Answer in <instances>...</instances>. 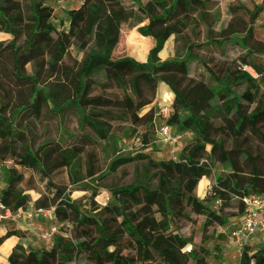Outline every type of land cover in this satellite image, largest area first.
I'll return each instance as SVG.
<instances>
[{"label":"trees","instance_id":"1","mask_svg":"<svg viewBox=\"0 0 264 264\" xmlns=\"http://www.w3.org/2000/svg\"><path fill=\"white\" fill-rule=\"evenodd\" d=\"M132 1L149 22L176 30L185 55L173 56L171 61L184 65L183 71L197 83V100L208 107L194 113L183 95L169 91L172 101L167 125L193 136L177 159L162 163L145 152L118 155L105 170L95 167L88 176L77 145L97 147L111 139L116 127L136 122L126 110L105 108V101L141 102L157 83H165V66L159 56L164 36L155 41L146 62L117 56L122 33L129 29L121 1L84 0L76 14L94 16L87 43L89 54L81 69L76 102L62 104L63 81L56 70H76L79 66L82 49L78 30L60 31L53 24L54 9L47 0H0V34L7 37L0 40V55L13 53L29 62L40 57L39 51L46 55L45 66L31 75L11 78L0 74V163L4 165L5 184L0 204L12 212L26 208L31 197L22 190L23 174L15 169L35 171L48 180L53 200L52 205L48 199L39 203L38 209L54 208L57 220L68 224L65 232L73 244V253H63L62 245L70 241L59 234L50 248L30 252L38 264H207L212 253L204 243L217 233L219 242L227 244L222 229L246 213L243 199L264 196V156L232 150L224 160L223 172L215 174L213 155L237 132L248 103H253V109L245 117L247 124H264V22L256 26L264 12V0L253 8L248 0H237L228 8L232 17L228 27L221 26L219 31V0ZM239 64L250 67L257 77L239 69ZM87 79L92 82L88 90ZM26 86L34 87L33 102L16 108L12 91ZM239 87H244L245 95L239 94ZM67 114L76 117L74 132L66 131ZM54 118H58L63 135L74 140L71 145H63L64 137L60 141L38 138L37 124ZM149 122L156 134L154 116ZM142 129L137 137H144L145 142L147 133ZM12 161L15 164L10 166ZM129 167L133 168L129 181L107 183ZM65 169H74L70 186L98 175L96 185L83 189L91 193L89 212L82 210L79 201L70 199L69 186L50 180L51 174ZM212 175L215 184L210 202L216 203L215 209L189 192ZM103 193L110 195L105 205L97 202ZM156 223L158 228L149 230ZM196 230L201 236L199 244ZM5 241L6 237L0 236V250ZM0 256L4 260L0 264H15L13 253ZM239 264H264V246L256 250L245 247Z\"/></svg>","mask_w":264,"mask_h":264},{"label":"rangeland","instance_id":"2","mask_svg":"<svg viewBox=\"0 0 264 264\" xmlns=\"http://www.w3.org/2000/svg\"><path fill=\"white\" fill-rule=\"evenodd\" d=\"M119 1H121L124 7L125 24L129 29L123 31L122 40L117 48L116 55L128 56L139 62H146L147 55L153 48L155 41L164 36L162 40L163 47L159 56L162 59L161 62L165 66V71L163 73L165 83H157L148 91L147 97L141 102H135L132 99L119 102L111 100L105 101V108L126 110L133 119H136V122L132 125L116 127L113 130L111 139L101 143L97 147L85 146L82 144L77 145L83 163L84 174L88 176L93 172L95 167H100L105 170L106 164L118 155L127 157L139 152H145L151 154L154 159L162 163L169 159L168 154L171 149L157 142V136L153 133L154 129L149 126L150 122L148 123V121L154 116L156 123H158V125L162 124L163 117L158 116V113L166 107H170L172 96L169 91H172L173 94L177 93L178 95H183L188 106L194 113H201L208 107L207 104L197 100L195 96L197 83L190 75L184 72V65L176 66V63L171 61L173 60V56L185 55V52L181 50L183 44L180 41L177 42L176 38L178 37V34L176 30L171 25L163 27L160 22H149L146 16L140 12L139 6L136 2L132 0ZM141 1L145 2L146 0ZM236 1L237 0H219V3L216 5V10L220 12V21L216 28L217 31H219L221 26L225 28L228 27L229 22L232 20L228 8L235 5ZM47 2L54 9L53 24L56 25L60 31L69 30L71 27H75L78 30L77 38L82 49V53H80L78 58L79 66L76 70L66 68H59L56 70V73L63 81L61 103H74L76 102L75 98L81 86V69L83 68L89 54V46L87 43L93 30L94 16L91 13L77 15L76 12L79 10L80 4L75 0H47ZM247 4L250 8H253L254 4L260 5L261 0H248ZM262 22H264V12L258 17L256 26L260 27V23ZM6 38V35L0 34V40H5ZM178 51L179 54H177ZM39 54L40 57L35 62H29L26 58L16 57L13 53L0 55V74L11 78L25 77L33 74L36 69L44 67L46 63L45 53L39 51ZM74 55L75 52L73 53V56ZM91 83V80L87 79V90ZM238 92L241 95H245L244 87H239ZM4 93L6 95V92ZM34 95L35 92L33 86L14 88L12 91V103L16 108L21 109L33 102ZM252 109L253 103H248L243 115L244 118L239 119L237 132L225 139L222 150L215 149L213 151L216 164L214 168L215 174L223 172L224 160L232 150L240 149L254 156H264V124L252 127L247 124L245 119ZM140 116L143 119L139 118ZM146 121L148 124L144 125V122ZM57 122L58 118H54L49 120L43 119V124L38 123V138H49L51 140L60 141L61 137H64L66 143L63 145H71L74 140L63 135L64 130L60 129ZM65 124L67 132H74L76 130V117L71 114L65 115ZM46 126L49 127L48 131L45 130ZM142 127L145 128L147 136L145 142L138 143V134L144 132ZM192 139L193 136L188 137V141ZM183 143H180V145L177 146V149L181 148L184 145ZM14 164L13 161L9 163L10 166ZM15 171L23 174L24 182L22 184V190L31 197V202L27 205V209H38V204L46 203V199H48L50 205H52L53 200L47 189L48 180H43V178L35 171H26L21 167H16ZM73 172L74 169H65L51 174L49 178L57 185L69 186L67 194L70 196V199L73 201H79L82 204V210L84 212H89L91 193L84 192L83 189L92 183L96 185L97 183H95V180L98 175L88 177L85 182L76 186H70V175ZM132 173L133 168L129 167L121 174L109 178L107 183L113 181L126 183L131 179ZM100 183L103 184L102 182ZM214 184L215 177L212 175L209 178L200 181L196 186L191 188L189 192L196 194L201 200L207 201L209 203L208 206L215 209L216 203L210 202L214 191ZM161 209L162 211H165L166 207ZM199 221L202 222L203 218H200ZM31 223H33L35 227H32ZM54 224L55 221L50 220L48 217H39L33 220L21 219L18 222H1L0 236L6 237V241L2 246L0 253L6 255L13 253V262L15 264H23L24 261L28 264H38L36 256L30 255V252L43 248L42 243L39 240V235L41 231L48 229ZM59 224L61 225L59 237L69 239V234L65 232L68 224L66 225L61 222H59ZM232 224L234 225L231 220L229 228L225 230L222 229L226 237L229 235L233 226ZM157 228L158 223L154 224L149 230L152 231ZM195 235V239L199 244L201 242L200 232L196 230ZM69 241L70 243H65L61 247L62 252L65 254L73 253V244L70 239ZM204 246H206L212 253L207 264L240 263L238 249L236 247L228 249L227 245H224V242H219L217 233L210 241L204 243ZM216 246L221 247V250H217ZM248 246L254 248V250L264 246V233L255 237ZM29 255L30 258L28 260L27 257ZM2 260L3 259L0 256V261ZM54 264L56 263L54 262Z\"/></svg>","mask_w":264,"mask_h":264},{"label":"built area","instance_id":"3","mask_svg":"<svg viewBox=\"0 0 264 264\" xmlns=\"http://www.w3.org/2000/svg\"><path fill=\"white\" fill-rule=\"evenodd\" d=\"M75 1L80 5L84 2V0ZM239 66V69H242V71L249 73L253 77H257L250 67L240 64ZM169 108L170 107H166L164 110L160 111V115L162 114L161 116L163 117V122L159 125L156 123V136L159 144L171 149L168 158L170 160H176L181 148L191 144V140L188 141V137H191L192 135L178 133L167 125L166 120L169 116ZM137 142L143 143L144 137L139 138ZM180 143H183L184 145L177 149V146L180 145ZM3 166L4 165L0 163V193L5 187ZM109 201L110 195L108 193H103L97 198V202L101 205H105ZM243 203L246 207V213L242 217L237 218L234 225L232 224L233 226L228 235V243L226 244L227 247H236L238 249L239 260L245 247H247L255 237L264 233V196L246 198L243 199ZM26 209L27 207L12 212L0 204V223L18 222L21 219L33 220L39 217H48L50 220L55 221V224L48 229L41 231L39 240L42 243V247L50 248L53 245L54 239L60 234L61 228V225L55 216V209ZM31 225L32 227H35L33 223H31Z\"/></svg>","mask_w":264,"mask_h":264},{"label":"crops","instance_id":"4","mask_svg":"<svg viewBox=\"0 0 264 264\" xmlns=\"http://www.w3.org/2000/svg\"><path fill=\"white\" fill-rule=\"evenodd\" d=\"M181 149H182V148H181ZM235 220H236V219H233V220H232V223H234ZM233 248H235V247H230V246L228 247V249H233Z\"/></svg>","mask_w":264,"mask_h":264},{"label":"bare ground","instance_id":"5","mask_svg":"<svg viewBox=\"0 0 264 264\" xmlns=\"http://www.w3.org/2000/svg\"><path fill=\"white\" fill-rule=\"evenodd\" d=\"M161 26H163V27H168V25H164V24H161Z\"/></svg>","mask_w":264,"mask_h":264}]
</instances>
